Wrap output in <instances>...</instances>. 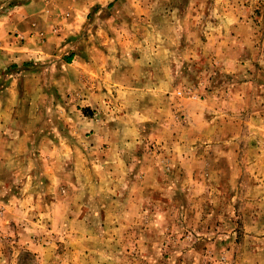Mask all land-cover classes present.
Here are the masks:
<instances>
[{"label":"rangeland","instance_id":"obj_1","mask_svg":"<svg viewBox=\"0 0 264 264\" xmlns=\"http://www.w3.org/2000/svg\"><path fill=\"white\" fill-rule=\"evenodd\" d=\"M105 1L0 55V264H264V0Z\"/></svg>","mask_w":264,"mask_h":264},{"label":"crops","instance_id":"obj_2","mask_svg":"<svg viewBox=\"0 0 264 264\" xmlns=\"http://www.w3.org/2000/svg\"><path fill=\"white\" fill-rule=\"evenodd\" d=\"M104 1L15 0L14 6L0 14V55L11 63L19 61V58H26L22 54L26 52L22 43L13 42V39L17 38L15 34H23L25 44H29L27 32L32 31L33 26H45L53 29L59 26L63 33H71L73 30H79L84 24V20L89 15L96 13V10L99 9L96 7L102 6Z\"/></svg>","mask_w":264,"mask_h":264}]
</instances>
